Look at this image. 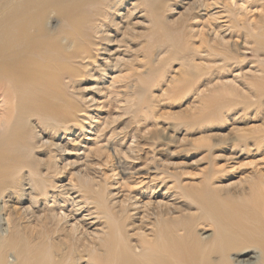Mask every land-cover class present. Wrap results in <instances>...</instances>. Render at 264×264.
<instances>
[{
  "label": "bare ground",
  "instance_id": "obj_1",
  "mask_svg": "<svg viewBox=\"0 0 264 264\" xmlns=\"http://www.w3.org/2000/svg\"><path fill=\"white\" fill-rule=\"evenodd\" d=\"M129 1L0 0V96L4 103L0 110V264H264L263 176L258 181L253 177L246 180L248 187L242 182L220 186L215 184L216 172L210 168L199 184L178 183V196L183 200L154 205L147 209V222L136 224L129 205H110L102 185L96 187L93 178L78 174L77 185L85 200L94 204L104 218L105 227L94 233L79 230L75 224L67 226L68 215L58 200L50 206L40 204L56 184L53 172L58 171L51 147L62 149L56 136L78 123L81 116H87L76 97L81 83L93 72L105 74L109 67L128 63V58L119 56L121 46H125V52L132 49L128 39H153L160 34L163 43L172 42L178 49H185L182 34L175 35V31L180 30L191 10L201 7L200 0H194L187 14L169 21L166 12L171 0H136L123 13ZM137 12H146L150 27L137 17ZM134 15L138 20L132 23ZM247 32L259 67L253 73L259 84L252 86L261 97L264 20ZM217 43L208 52L224 63L217 68L226 69L239 60L234 44L222 38ZM113 54L118 56L109 60ZM101 55L108 56L101 61ZM148 59L147 75H138L129 93L141 102L149 100L157 81V61L152 56ZM183 67L178 76L180 81L188 82L187 91L192 90L191 81L212 71L188 56H184ZM215 90L228 96L237 92L241 103L206 107L197 121L187 123L191 127L224 118V112L236 104L243 105V111L254 104L232 84ZM35 121L43 131L37 130ZM243 137L241 133L235 138L218 133L204 136L201 141L213 164L220 145L232 139L244 141ZM152 138L163 141L170 156L177 154L170 150L173 143L178 144L176 135L163 130ZM195 143L194 139L190 141ZM43 148L49 149L48 159L38 154ZM150 225L147 231L145 227ZM203 228L211 234L203 236Z\"/></svg>",
  "mask_w": 264,
  "mask_h": 264
},
{
  "label": "rangeland",
  "instance_id": "obj_2",
  "mask_svg": "<svg viewBox=\"0 0 264 264\" xmlns=\"http://www.w3.org/2000/svg\"><path fill=\"white\" fill-rule=\"evenodd\" d=\"M134 1L127 3L123 13L132 8ZM193 1L171 0L167 19L173 21L181 13L187 14ZM200 2L201 7L191 10L180 30L175 31V35L182 34L185 46L182 48L189 52L187 55L185 49H178L174 43H163L165 39L160 34L153 39H128L130 47L138 50L131 51L130 48V52H125V46H121L119 56L128 58V63L122 61L115 69L109 67L105 74L93 72V76L78 88L76 97L87 116H81L78 123L56 136V142L62 146L61 150L51 147L54 168L58 171V174L53 172L56 184L49 188L46 201H40L43 207L58 200L62 211L68 215L67 226L75 224L79 230L90 233L105 227L104 218L98 214L95 205L85 200L80 191L78 174L93 178L96 187L102 185L110 205L120 206L122 202L129 205L131 213H135L131 219L136 224L147 222V209H153L154 205L183 200L178 196V183L199 184L210 168L216 172L215 184L220 186L242 182L241 185L248 187L250 183L246 180L253 177L258 181L264 177V95L259 97L260 92L252 86L258 83L253 78L254 70L259 71L258 57L247 37L248 28H256L264 20V0ZM137 13V17L149 23L146 12ZM137 17L134 15L131 22H136ZM136 26L141 29L138 24ZM221 38L239 50V60L226 69L217 68L224 63L208 55L210 47L217 46ZM107 56L101 55L100 60L104 61ZM117 56L113 54L109 60H115ZM151 56L157 61V81L149 92V100L141 102L129 93L138 77L147 75V62ZM184 56L200 67L212 70L191 81L190 91L186 89L188 82L179 80ZM224 84L238 87L254 104L245 111L243 105L236 104L227 110L228 113L224 112V118L196 122L193 127L187 124L197 121L206 107L212 109L224 102L241 103L237 92L232 96L217 93L215 89ZM2 99L0 96L1 111L4 109ZM35 122L37 130L43 131L38 121ZM174 123L180 124L179 128L171 127ZM163 130L178 137V144L170 146V150L177 153L175 156L165 151L163 141L152 138H157ZM216 132L229 134L230 138H235L238 133L245 137L244 141L232 139L220 145L215 150L218 157L211 164L201 138L214 137ZM193 139L194 145L190 144ZM38 154L47 159L50 157L48 148L38 150ZM150 227L145 229L149 231ZM211 232L205 228L201 230L203 236Z\"/></svg>",
  "mask_w": 264,
  "mask_h": 264
}]
</instances>
